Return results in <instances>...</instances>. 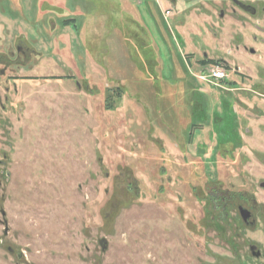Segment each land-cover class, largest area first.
Instances as JSON below:
<instances>
[{
	"label": "rangeland",
	"instance_id": "1",
	"mask_svg": "<svg viewBox=\"0 0 264 264\" xmlns=\"http://www.w3.org/2000/svg\"><path fill=\"white\" fill-rule=\"evenodd\" d=\"M221 4L0 0V264H264V14Z\"/></svg>",
	"mask_w": 264,
	"mask_h": 264
},
{
	"label": "flooded vegetation",
	"instance_id": "2",
	"mask_svg": "<svg viewBox=\"0 0 264 264\" xmlns=\"http://www.w3.org/2000/svg\"><path fill=\"white\" fill-rule=\"evenodd\" d=\"M225 1L226 0H222L221 6L220 7H216V10L218 12L217 15L220 16V17H222V13L224 12V10L226 8L234 9V7H235V9L239 10V12L241 13L242 16L256 17V15H258V14H261V15L264 14V0H227L228 3H226ZM182 4L184 5V2H182ZM199 5L200 4L192 2V4L188 3V4H185L184 6L186 7L185 10L188 9V11H190L193 7H199ZM176 10H177V12L180 15L183 16L182 11H185V10H183L181 8V5ZM178 18H180V16ZM180 20H183V19H179V21ZM255 39H256L255 37H252V41H254ZM247 51L250 54H254V50L251 49V48L248 49ZM206 63L212 64V61H209V62L206 61ZM206 65H208V64H206ZM242 203L244 204V202H242ZM243 204H240V205L236 206L238 217H239L240 221L244 224V226H246V227L254 226V224H255L254 220L255 219H254L253 214H252L253 212H252V210H250L247 207H245V205H243ZM244 211L248 212V214H249V217H248V220H247L248 224L244 223L242 221V218H241L240 212H244ZM252 223H253V225H252ZM249 251H250V255H251L252 258L253 257L254 258H260L261 257V253L258 252V251H254L253 248H251Z\"/></svg>",
	"mask_w": 264,
	"mask_h": 264
},
{
	"label": "water",
	"instance_id": "3",
	"mask_svg": "<svg viewBox=\"0 0 264 264\" xmlns=\"http://www.w3.org/2000/svg\"><path fill=\"white\" fill-rule=\"evenodd\" d=\"M240 214H241L242 221H243L244 223L248 224V223H247V220H248V217H249L248 212L244 211V212H240ZM252 225H253V223H252Z\"/></svg>",
	"mask_w": 264,
	"mask_h": 264
},
{
	"label": "trees",
	"instance_id": "4",
	"mask_svg": "<svg viewBox=\"0 0 264 264\" xmlns=\"http://www.w3.org/2000/svg\"><path fill=\"white\" fill-rule=\"evenodd\" d=\"M73 21H70V22H67V23H72ZM202 65H206V64H209V63H206V62H201Z\"/></svg>",
	"mask_w": 264,
	"mask_h": 264
},
{
	"label": "built area",
	"instance_id": "5",
	"mask_svg": "<svg viewBox=\"0 0 264 264\" xmlns=\"http://www.w3.org/2000/svg\"><path fill=\"white\" fill-rule=\"evenodd\" d=\"M223 75V74H222ZM224 76V75H223ZM223 76H220L219 78H222Z\"/></svg>",
	"mask_w": 264,
	"mask_h": 264
}]
</instances>
